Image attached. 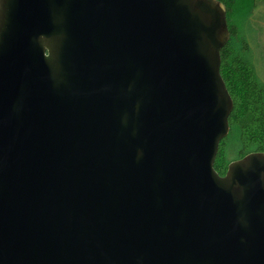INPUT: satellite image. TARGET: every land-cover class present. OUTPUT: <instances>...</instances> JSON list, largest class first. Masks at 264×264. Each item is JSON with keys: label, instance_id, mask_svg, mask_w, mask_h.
Here are the masks:
<instances>
[{"label": "water", "instance_id": "95a60500", "mask_svg": "<svg viewBox=\"0 0 264 264\" xmlns=\"http://www.w3.org/2000/svg\"><path fill=\"white\" fill-rule=\"evenodd\" d=\"M229 39L217 0H0V264H264Z\"/></svg>", "mask_w": 264, "mask_h": 264}, {"label": "trees", "instance_id": "16d2710c", "mask_svg": "<svg viewBox=\"0 0 264 264\" xmlns=\"http://www.w3.org/2000/svg\"><path fill=\"white\" fill-rule=\"evenodd\" d=\"M217 1L227 10L230 31V39L221 52V76L234 103L229 117L230 132L221 142L214 164L216 172L223 177L232 162L251 153H264V81L253 60L245 32L249 29L246 20H240L244 29L233 23L238 0ZM230 149L236 155L233 160L228 156Z\"/></svg>", "mask_w": 264, "mask_h": 264}, {"label": "rangeland", "instance_id": "374dc122", "mask_svg": "<svg viewBox=\"0 0 264 264\" xmlns=\"http://www.w3.org/2000/svg\"><path fill=\"white\" fill-rule=\"evenodd\" d=\"M232 16L233 23L235 22L242 29L245 27L240 20H246L249 29H245V32L253 50V60L264 81V0H238V7ZM242 25L243 27H240ZM228 156L230 160L235 159L234 150L230 149Z\"/></svg>", "mask_w": 264, "mask_h": 264}]
</instances>
